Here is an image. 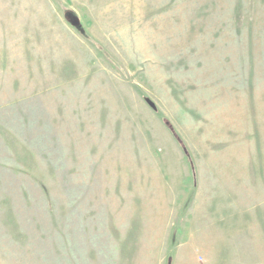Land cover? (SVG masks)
<instances>
[{
    "label": "rangeland",
    "instance_id": "rangeland-1",
    "mask_svg": "<svg viewBox=\"0 0 264 264\" xmlns=\"http://www.w3.org/2000/svg\"><path fill=\"white\" fill-rule=\"evenodd\" d=\"M0 264H264V0H0Z\"/></svg>",
    "mask_w": 264,
    "mask_h": 264
}]
</instances>
